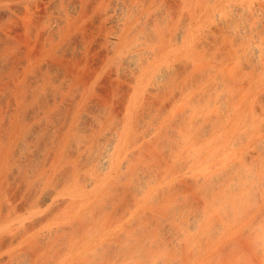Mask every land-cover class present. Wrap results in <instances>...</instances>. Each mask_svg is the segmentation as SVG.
I'll return each mask as SVG.
<instances>
[{"label":"bare ground","instance_id":"obj_1","mask_svg":"<svg viewBox=\"0 0 264 264\" xmlns=\"http://www.w3.org/2000/svg\"><path fill=\"white\" fill-rule=\"evenodd\" d=\"M0 264H264V0H0Z\"/></svg>","mask_w":264,"mask_h":264}]
</instances>
